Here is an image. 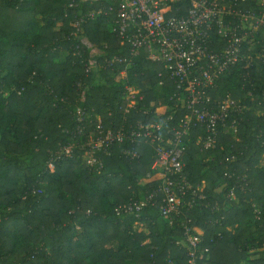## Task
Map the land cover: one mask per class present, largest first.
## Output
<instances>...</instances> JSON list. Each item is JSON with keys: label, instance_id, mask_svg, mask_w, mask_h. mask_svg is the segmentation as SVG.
<instances>
[{"label": "trees", "instance_id": "1", "mask_svg": "<svg viewBox=\"0 0 264 264\" xmlns=\"http://www.w3.org/2000/svg\"><path fill=\"white\" fill-rule=\"evenodd\" d=\"M69 1L0 0V264H187V246L176 244L182 236L179 221L171 226L156 207L147 206L142 214L147 229L138 232L129 217L114 212L156 184L141 183L154 161L152 145L143 143L134 160L116 146L111 155H102L104 166L98 172L78 150L56 160L54 170L48 166L61 144L79 140L71 133L76 106L93 117L100 114L109 128L123 121L126 82L142 90L139 109L171 105L175 90L162 65L147 60L144 49L125 80L110 71L87 73L86 61L125 49L99 17L84 25L85 59L73 55L69 22L77 10L64 18ZM80 2L85 11L99 1ZM240 5L256 4L248 0ZM252 56L247 67L234 65L209 90L213 99L229 94L246 105L236 135L221 129L216 147L206 151L197 144L199 129H191L184 140L186 176L203 187L212 205H220L187 213L205 231L201 248L208 250V264H264V29L256 36ZM184 113H176L171 125ZM140 119L153 118L134 110L131 120ZM231 155L236 158L228 161ZM233 169L247 175L249 188H237L238 201L224 204L223 194L237 180L225 172ZM254 205L261 211L259 219Z\"/></svg>", "mask_w": 264, "mask_h": 264}, {"label": "built area", "instance_id": "2", "mask_svg": "<svg viewBox=\"0 0 264 264\" xmlns=\"http://www.w3.org/2000/svg\"><path fill=\"white\" fill-rule=\"evenodd\" d=\"M80 1L70 0L64 12V18H69L70 11L77 10L69 22L73 55L85 59L84 25L99 17L107 20L109 31L118 37L125 49L124 53L100 61H86L87 73L110 71L116 79L125 80L144 49L147 60L162 65L175 90L169 96L171 105L160 104L154 110L139 109L138 103L144 99L142 90L126 82L122 95L123 121L109 128L100 114L93 117L76 106V126L71 133L77 134L79 140L71 138L69 143L61 144L51 153L48 166L54 170L56 160L78 150L87 166L98 172L104 166L102 155H111L116 146H121L123 153L134 160L139 158L138 148L143 143L152 145L154 161L141 183L156 184L140 198L117 205L114 212L121 218L129 217L132 230L140 232L146 231L148 225V218L142 215L144 209L156 207L169 225L174 226L179 221L182 236L176 244L187 246V264H208L204 260L208 250L201 248L205 231L194 224L187 213L195 207L214 209L220 205L218 202L212 205L203 187L193 184L186 176L184 140L191 129H199L197 144L206 151L216 147L221 129L236 135L238 116L246 105L229 94L224 99H213L209 90L216 88L218 80L234 65L247 67L250 64L256 36L264 29V0H254L256 5L252 8L240 5L248 0H98L97 7L85 11L81 10ZM87 1L94 4L96 0ZM82 84L79 82L81 87ZM162 84L160 81L159 85ZM182 109L186 113L171 125L174 115ZM134 110L151 115L153 119L133 121ZM168 110L172 111L168 113ZM235 158L231 155L227 160ZM225 177L237 180L223 194L222 203L238 201L237 188L241 192L249 188L247 175L236 174L233 169L226 171ZM253 207L254 216L259 219L261 211ZM221 220L222 217L216 221Z\"/></svg>", "mask_w": 264, "mask_h": 264}, {"label": "rangeland", "instance_id": "3", "mask_svg": "<svg viewBox=\"0 0 264 264\" xmlns=\"http://www.w3.org/2000/svg\"><path fill=\"white\" fill-rule=\"evenodd\" d=\"M261 165L264 166V155H263V157L261 159Z\"/></svg>", "mask_w": 264, "mask_h": 264}]
</instances>
